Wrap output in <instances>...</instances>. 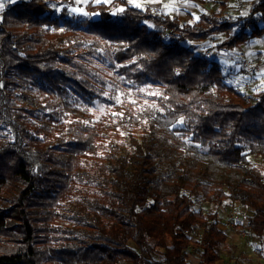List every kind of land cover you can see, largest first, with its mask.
<instances>
[{
	"label": "trees",
	"instance_id": "obj_1",
	"mask_svg": "<svg viewBox=\"0 0 264 264\" xmlns=\"http://www.w3.org/2000/svg\"><path fill=\"white\" fill-rule=\"evenodd\" d=\"M0 4V264H188L192 246L220 264L226 201L264 250V89L195 46L264 36V0L188 21L131 0Z\"/></svg>",
	"mask_w": 264,
	"mask_h": 264
},
{
	"label": "rangeland",
	"instance_id": "obj_2",
	"mask_svg": "<svg viewBox=\"0 0 264 264\" xmlns=\"http://www.w3.org/2000/svg\"><path fill=\"white\" fill-rule=\"evenodd\" d=\"M7 1H13V0H4V3ZM75 1V7L72 8L74 13L76 14H84L85 13V6L90 3H99V2H110L111 0H74ZM136 7H148L152 9L155 12H161L168 14L171 17H177L181 21H188L190 18L197 19L198 15L205 12H221L224 17L231 18L234 16H240V15H246L247 12H249L250 4L254 0H131ZM263 37V36H262ZM259 38L256 40L255 44L258 45L259 48L263 47L264 45V37ZM223 38L221 37H212V39H208L206 41L211 42L206 45V47L211 48L214 50V45L218 42H220ZM205 42V41H204ZM223 51V50H221ZM240 47H237L235 50H232L230 54L224 53L229 58H234L237 64H241L245 62V69H242L241 71L246 73V76L243 75V77L240 78V80L244 81V84L242 88L240 86H237L241 89L252 91V90H260L264 89V81L263 83H259L256 85L257 88L250 87V83L254 84V80L258 79L260 74L258 72L264 71V52L262 53L263 57L259 60L249 59L246 63L247 56L244 57L241 56V53H239ZM221 63L223 65H226V61L223 59H220ZM247 68V69H246ZM259 68H261L259 70ZM261 77H264L262 75ZM251 159L254 162L260 163V159L256 157H251ZM225 203V202H224ZM223 203V204H224ZM199 209L203 210L204 212L208 209L210 210L212 207L208 204H201L198 205ZM232 213H235V217L232 216ZM227 214V212H225ZM242 213L237 208H232L228 214L227 217L224 218L221 217V225H229V227L234 226L237 224L236 222H239V219H241ZM224 219V220H223ZM246 224V223H245ZM244 224V225H245ZM237 225H235L233 228H236ZM227 227L224 231L227 233ZM239 235L241 246L243 247L242 250L244 252V255L247 257L249 254H257L259 248L262 246L259 243H256L255 240L251 237V235L248 234L246 225L244 227H241L237 230ZM243 242V243H242ZM247 243V244H246ZM226 246V245H225ZM244 249L247 251H244ZM257 249V250H256ZM227 249L222 248L220 249V256L224 260L225 264H236L235 259L232 256V252H227ZM262 250V248H261ZM240 251V250H238ZM263 258L262 260L257 258V260L253 261V257L248 259H251V262H246L245 260H239L240 264H264V250H262ZM188 256L189 259H198V252L195 247H191L188 250ZM260 260V261H259ZM192 262H188V264H191Z\"/></svg>",
	"mask_w": 264,
	"mask_h": 264
},
{
	"label": "crops",
	"instance_id": "obj_3",
	"mask_svg": "<svg viewBox=\"0 0 264 264\" xmlns=\"http://www.w3.org/2000/svg\"><path fill=\"white\" fill-rule=\"evenodd\" d=\"M253 2H251V4H250L249 12L251 11V7L253 5ZM249 12H247V13H249ZM256 40L257 39H253V40H251V42L249 44L240 46L239 53H241L242 57H244L245 55L247 56V58L244 59V60H246V63L250 58L254 59V60H259L261 58V56L263 57L262 53L264 52V45H263V47L259 48L258 45L255 44ZM209 43H211V42L205 41V42H201V43H196L195 46H196L197 52L200 55H205L207 57L215 58L217 60V62L220 64V66L222 67L225 74L230 79L231 83H233L235 85L237 84L238 86H240L242 88L244 81L240 80V78L243 77V75L246 76V73L245 72L243 73L241 71L242 69H245V67H246L245 62H243L241 64H237V62L235 61L234 58H232V57L229 58L228 56H226L224 54V53L230 54L232 52L221 51V50L217 51L215 49L212 50L211 48L206 47V45ZM220 59H223L224 61H226V63H225L226 65H223L221 63ZM260 69L261 68H259V70ZM258 74H260L262 76V75H264V71L258 72ZM261 76H259L258 79H255L253 81L254 84L250 83V87L257 88L256 87L257 84L263 83L264 77H261ZM232 208H237L238 210L241 211V213H242L241 219L242 220L239 219V222H236L237 223V224H235V225H237L236 228H233L235 225L232 227H229V225H224V224L221 225L220 224V227L223 230H225L227 227H229L227 229L228 237H227V241H226V246L224 248L227 249L226 250L227 252L233 253L232 256L235 259L236 264H240L239 260H245L246 262H251V259H248V257L249 258L253 257V261L257 260L258 257H259V259L262 260L263 255H262L261 248H259L257 254H254V255L249 254L247 257L244 255V252L242 250L243 247L241 246V241L239 239V237H241V236L237 232V230L239 228L244 227L247 224V218L252 214V210L249 208H245V207H242L240 205L229 203L226 201L219 209V213H218L219 218H221L223 216H224V218L227 217L228 212ZM225 212H227V214H225ZM256 243H258V242L255 240V245H256ZM238 250H240V251H238ZM244 251H246V250L244 249ZM189 261L192 262L191 264H198V260H196L194 258L189 259ZM220 264H225L223 259L221 260Z\"/></svg>",
	"mask_w": 264,
	"mask_h": 264
},
{
	"label": "built area",
	"instance_id": "obj_4",
	"mask_svg": "<svg viewBox=\"0 0 264 264\" xmlns=\"http://www.w3.org/2000/svg\"><path fill=\"white\" fill-rule=\"evenodd\" d=\"M232 216L235 217L236 216L235 213H232Z\"/></svg>",
	"mask_w": 264,
	"mask_h": 264
},
{
	"label": "snow or ice",
	"instance_id": "obj_5",
	"mask_svg": "<svg viewBox=\"0 0 264 264\" xmlns=\"http://www.w3.org/2000/svg\"><path fill=\"white\" fill-rule=\"evenodd\" d=\"M3 7V5L2 4H0V8H2Z\"/></svg>",
	"mask_w": 264,
	"mask_h": 264
}]
</instances>
